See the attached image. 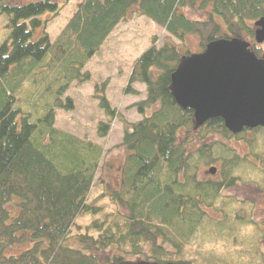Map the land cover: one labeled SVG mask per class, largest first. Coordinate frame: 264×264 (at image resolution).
<instances>
[{
  "label": "trees",
  "instance_id": "obj_1",
  "mask_svg": "<svg viewBox=\"0 0 264 264\" xmlns=\"http://www.w3.org/2000/svg\"><path fill=\"white\" fill-rule=\"evenodd\" d=\"M69 1L0 0V264L187 262L183 251L194 228L204 225L202 215L217 193L238 184L231 173L243 161L210 136L245 138L261 128L235 135L221 118L197 126L194 112L176 103L172 76L189 55L188 36L198 34L203 49L226 39L253 41L264 0H84L51 43L46 21ZM187 8L210 13L196 21ZM132 12L153 21L152 44L134 63L117 106L97 89L106 116L98 133L106 142L102 149L91 147L58 131L56 110L74 109L64 99L67 86L88 78L83 73L90 59ZM29 75L42 86L51 75L42 114L24 109L31 98H19ZM120 149L127 152L121 186L109 197L129 213L119 211L107 224L77 226L79 217L99 212L89 198L104 185L107 157ZM226 150L233 154L217 155ZM214 156L225 161L224 178L199 180L198 164L208 165Z\"/></svg>",
  "mask_w": 264,
  "mask_h": 264
},
{
  "label": "rangeland",
  "instance_id": "obj_2",
  "mask_svg": "<svg viewBox=\"0 0 264 264\" xmlns=\"http://www.w3.org/2000/svg\"><path fill=\"white\" fill-rule=\"evenodd\" d=\"M24 1L13 0L14 4H21ZM83 1L70 0L61 3L59 13L49 17L51 19L45 27V33L51 43L61 37ZM209 13L210 9L207 8L185 10L187 17L196 21L207 19ZM153 26L154 23L149 16L138 15L136 12L129 13L127 18L118 24L99 53L92 57L86 66L83 74H87L88 78L80 82L73 81L67 86L64 99H70L74 109L56 110L55 127L58 131L82 143L91 144V147L100 149L104 147L106 139L100 137L98 131L100 123L106 120V116L101 108L97 89L105 90L110 103L113 106L118 105L121 91L128 82L134 63L152 44ZM4 37L5 21L0 18V43ZM252 42L254 52L257 49L258 52L255 53H260L264 59V44H254V40ZM200 44L198 34L188 36L185 50L187 49L189 53H198L203 49ZM30 76L20 89L19 98H31L24 109L42 114L45 104L51 97L50 93L43 90L44 86L49 84L51 75L44 81L43 86L41 82L31 81ZM254 132H249L245 138L242 136L232 140L224 138L221 134L213 133L210 136L212 142L226 143L227 149L231 148L236 158H245L235 164L236 168L231 173L237 182L239 181L238 184L217 193L219 197L212 201L209 212L202 215V218L207 220L206 225L194 228V234L184 247L183 257L191 264H264V130ZM198 141L194 136V143ZM215 149L217 147H213V150ZM229 150L225 151L226 155L224 153L221 155L217 151V155L221 158L230 157L233 153ZM126 155V150L120 149L107 157L104 185L89 198V203L96 206L99 212L79 217L76 221L77 226L87 227L95 221H105L107 224L116 220V217L119 218V211L125 215L129 213L122 207L115 206V200L109 197L110 193L119 190L121 186L120 172ZM214 157L217 158L216 161L208 165L198 164L199 180L219 181L220 178H224L225 161ZM259 160L261 165H258ZM211 168H217L218 175L215 178L209 175ZM183 173L179 175L180 178H183ZM193 173L194 169L189 171V174ZM92 233L98 236L96 231L92 230ZM122 264L156 263L145 258H129Z\"/></svg>",
  "mask_w": 264,
  "mask_h": 264
},
{
  "label": "water",
  "instance_id": "obj_3",
  "mask_svg": "<svg viewBox=\"0 0 264 264\" xmlns=\"http://www.w3.org/2000/svg\"><path fill=\"white\" fill-rule=\"evenodd\" d=\"M257 44L264 43V18L256 23ZM240 41L212 42L187 59L172 76L176 103L192 110L198 126L221 118L231 132L264 128V60ZM212 175L216 174L211 169Z\"/></svg>",
  "mask_w": 264,
  "mask_h": 264
},
{
  "label": "bare ground",
  "instance_id": "obj_4",
  "mask_svg": "<svg viewBox=\"0 0 264 264\" xmlns=\"http://www.w3.org/2000/svg\"><path fill=\"white\" fill-rule=\"evenodd\" d=\"M46 25H48V21H46ZM206 223H207V220L204 218L203 219V224L206 225Z\"/></svg>",
  "mask_w": 264,
  "mask_h": 264
}]
</instances>
